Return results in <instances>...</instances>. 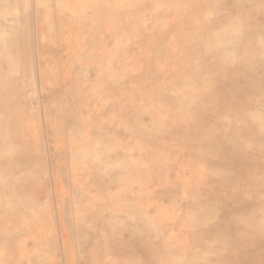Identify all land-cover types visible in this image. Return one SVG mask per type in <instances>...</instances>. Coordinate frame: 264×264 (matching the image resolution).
<instances>
[{
  "label": "bare ground",
  "instance_id": "1",
  "mask_svg": "<svg viewBox=\"0 0 264 264\" xmlns=\"http://www.w3.org/2000/svg\"><path fill=\"white\" fill-rule=\"evenodd\" d=\"M16 1L0 0L7 5ZM57 4L62 15H69L67 22L75 38L85 30L102 34L99 42L90 38L71 52L69 62L82 85L97 95L114 94L126 85V108L113 116L125 122L135 113L132 134L124 135L118 145L88 143L82 122L71 113L68 132L61 133L75 171L69 199L76 221L71 240L79 253V264H250L252 260L253 264H264V36L260 37L263 44H255L249 25L239 33L236 22L222 34L213 30L203 33L201 29L188 33L177 42L176 51L177 58L187 61L186 76L173 89L163 85L154 89L167 101L164 111L160 103L148 101V94L137 86L149 68L146 51L151 37L155 29L171 24L194 6L206 13L210 7L207 2L59 0ZM23 21L21 15L12 19L0 15V52L6 56L0 60V87L4 89L0 103L9 110L0 109L4 112L0 114V218L10 212L34 227L40 221L47 234L46 192L34 190L36 175L31 167L36 160L26 139L27 134L34 135L30 116L20 118L22 126L6 115L22 113L21 106L15 108L10 103L17 98L22 101L26 57L34 44L28 26H18ZM106 21L111 23L109 29ZM125 60L128 64L124 69ZM32 80L35 90L39 85L36 76ZM212 93L218 100L204 128L195 132V101L205 108ZM163 112L170 115L171 127L178 133L172 146L186 154L193 167L186 193L173 189L165 180L154 187L143 183L156 166L139 157L142 148L154 146L166 122ZM181 137L190 149L179 142ZM155 144L157 160L162 161L170 147ZM17 173L21 175L17 177ZM27 179L33 183L24 182ZM132 181L140 182L138 192ZM148 192L154 198L144 202ZM13 199L19 201L18 208L11 207ZM184 201L187 209L182 212ZM7 228L6 218H2L0 243L14 246L6 236ZM168 232L171 236L161 244ZM46 234H42L41 248L46 245ZM22 238L27 241L22 250L32 258L25 262L34 264L40 243L32 237Z\"/></svg>",
  "mask_w": 264,
  "mask_h": 264
},
{
  "label": "rangeland",
  "instance_id": "2",
  "mask_svg": "<svg viewBox=\"0 0 264 264\" xmlns=\"http://www.w3.org/2000/svg\"><path fill=\"white\" fill-rule=\"evenodd\" d=\"M43 1L22 0L20 2L18 0L16 4H9L10 6L5 2H0V15H7L10 19L21 15L25 21H23L24 24L23 22L18 23V26L26 29L28 26L34 43L32 48H30L31 55L28 54L29 58L28 56L26 57L28 67L25 72L27 78L22 84L25 89L24 94L20 97L22 101L19 102V98H17L10 103V106L13 105L15 108L21 106L20 111L22 113L19 111L16 113L17 115L19 114V118L15 113H6V115L18 125H22L20 118L23 115H29L30 124L34 126H32L31 131L34 135L30 133L29 137L27 134L26 139L32 150L31 157L36 160V163L31 167L33 168L32 174L36 175L34 190L35 192L40 191L39 193L42 194L46 192L45 202L49 215L48 219L50 218L47 225L49 232L46 234V230L41 226L40 221L36 222V227H34V224L22 223L20 220L23 218H19L14 213L9 212L8 216H2L0 220L6 218L8 227V231L5 230L6 236L9 241L11 240V245L14 243V246L0 243V264H26L28 260L32 259L29 257L30 254L22 250L27 245L26 239L22 238L23 236L27 237V239L32 237L38 244L40 243L37 256L34 257L36 260L33 261L34 264L80 263L78 261L79 253L71 240V231H74L76 221L74 208L69 198L72 197L70 187L74 180L73 174L75 171L73 170L74 166L69 154L67 156L65 142L60 140L61 133L67 134L68 132L67 126L70 113L74 114L82 122V128L86 132L88 143L96 145H118L124 135L129 136L130 133L132 134L131 131L135 127L132 121V116L135 117V113L128 115L125 122L113 116V113L119 112L121 108H126L127 101L124 100L127 94L126 85L121 87L120 90L118 88L114 94L102 92V95H97L92 92L89 93L88 87L82 85L69 62L71 52L77 44L86 45L90 38L97 42L102 40L100 31L85 30L79 37L75 38L67 22V20L69 21V15H62V10L58 8L57 3L59 0H46L43 3L44 5L42 4ZM52 1L54 4L51 3ZM204 2H207L210 6L206 13H203L201 8L194 6L191 10L174 18L171 24L162 25L159 29H155L151 37L150 45L146 51V63L149 68L137 86L141 93L145 91L148 94V101L160 103L162 109L165 108L164 111L166 110L167 101L159 96L154 89L159 85L173 89L178 81L186 76L187 61L177 58L176 51L180 39H184L188 33L195 29H201L203 33L213 30L222 34L232 22H236V30L239 33L249 25L252 42L263 44V39H260V37L264 36V0H204ZM51 8H54V11ZM28 16H30L29 23H27ZM110 25L111 23L106 21V29H109ZM72 38L74 39L72 40ZM5 57L0 52V60H4ZM10 63H12L11 60ZM108 63L114 64V61ZM127 64L128 62L125 60L124 69ZM114 68L119 69L118 66H114ZM35 76L39 89L36 88L34 90L33 83L35 81L32 78L35 79ZM2 91L4 89L0 87V93ZM217 100V94L212 93L205 108H201L200 102L195 101L192 114V122L196 125L195 132H199L204 128V124L213 111ZM0 109H3L4 112L9 111L4 106L2 107L1 103ZM4 112H0V114H4ZM163 114L166 122L163 123V128L159 134L156 135L154 146L151 148L144 147L141 150L139 158L147 160L149 164L155 163L156 166L154 172H150L144 177L143 183H146L149 187H154L160 181L165 180L169 182L173 189H177L180 193H186V190L191 187L190 178L193 171L191 160L187 158L186 154H182L179 150L176 151V148L172 146L173 140L178 133L176 129L171 127L170 115L165 112ZM26 126L28 128V124ZM181 128L183 129V127ZM155 142L170 147L169 154L162 161L157 160L158 148ZM179 142L185 148L190 149L191 145L186 144L185 138H179ZM3 173L6 174L7 171H3ZM7 175L10 174L8 173ZM20 175L17 173V177ZM26 181H30V184L33 183L30 179L24 182ZM131 184L135 186L132 185L138 192L140 182L132 181ZM130 189L133 188L130 187ZM136 191H133V193H137ZM152 198L154 196L148 192L144 196V202H151ZM12 201L11 207L18 208L20 205L19 201L17 199ZM63 202H66L65 204L67 205V214L65 215L62 212ZM186 209L187 203L184 201L180 204V210L183 212ZM33 221L36 220L34 219ZM174 230L176 231V229ZM42 234L47 236V242L43 248H41L44 236ZM171 234L172 232L166 233L160 239L161 244H165ZM14 235L17 236L14 237ZM262 259L264 261V257ZM241 263H243L242 260ZM253 263L254 261L252 260L250 264Z\"/></svg>",
  "mask_w": 264,
  "mask_h": 264
}]
</instances>
